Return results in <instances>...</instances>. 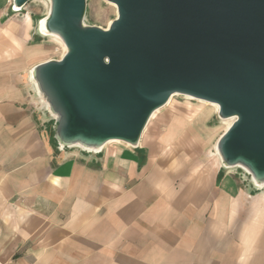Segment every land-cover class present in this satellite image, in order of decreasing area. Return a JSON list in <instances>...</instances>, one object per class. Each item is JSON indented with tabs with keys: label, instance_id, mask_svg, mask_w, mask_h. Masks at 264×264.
I'll use <instances>...</instances> for the list:
<instances>
[{
	"label": "crops",
	"instance_id": "crops-1",
	"mask_svg": "<svg viewBox=\"0 0 264 264\" xmlns=\"http://www.w3.org/2000/svg\"><path fill=\"white\" fill-rule=\"evenodd\" d=\"M9 2L0 0V264H264V201L183 154L196 125L192 135L182 124L147 129L136 147L59 146Z\"/></svg>",
	"mask_w": 264,
	"mask_h": 264
},
{
	"label": "water",
	"instance_id": "water-1",
	"mask_svg": "<svg viewBox=\"0 0 264 264\" xmlns=\"http://www.w3.org/2000/svg\"><path fill=\"white\" fill-rule=\"evenodd\" d=\"M107 1L118 16L102 29L85 25L87 0H50L47 27L67 51L32 79L59 146L136 147L153 113L184 95L234 118L217 144L222 165L264 181V0Z\"/></svg>",
	"mask_w": 264,
	"mask_h": 264
},
{
	"label": "rangeland",
	"instance_id": "rangeland-1",
	"mask_svg": "<svg viewBox=\"0 0 264 264\" xmlns=\"http://www.w3.org/2000/svg\"><path fill=\"white\" fill-rule=\"evenodd\" d=\"M46 1L48 5L45 0H31L20 12L12 11L14 0L9 2V13L17 15V21L11 26V31L21 33L25 30V48L21 54H24L26 76L31 84L35 86L36 84L32 79L34 67L49 60H60L66 53V50L54 39L40 36L38 24L47 16L51 6L50 0ZM30 15L34 17L35 25L34 23H29ZM117 16L118 10L115 4L107 0H87L85 25L108 29ZM41 106L43 108L42 113L49 117L48 105L42 97ZM223 121L219 117L218 111L212 106H202L197 99L188 100L184 95H176L170 105L159 109L157 115L151 118L144 133L147 129L151 131V129L157 127L159 134H161L168 125L174 126L175 124H182L184 131L191 133V127L196 125L199 133H196L195 137L191 133L192 141L187 139L186 142L188 143H186L185 148H180L183 154L187 158L200 157L203 163L210 166L212 172L224 173L234 177L240 188L250 194L252 197L250 201H264V187H257L251 175L243 167L225 168L222 162L221 167H219L217 156L215 155L217 153L216 147L220 138L229 128L226 123L224 125ZM184 131H181L179 135H185ZM52 138L56 141L54 128L52 129ZM194 140H196V143H193ZM169 148L170 152H173L177 149V146L172 143Z\"/></svg>",
	"mask_w": 264,
	"mask_h": 264
},
{
	"label": "bare ground",
	"instance_id": "bare-ground-1",
	"mask_svg": "<svg viewBox=\"0 0 264 264\" xmlns=\"http://www.w3.org/2000/svg\"><path fill=\"white\" fill-rule=\"evenodd\" d=\"M45 2L47 3V5H48V2L45 0ZM13 11L14 12H20V11H22V8H18V7H15L14 5H13ZM50 11H51V8H50V10H49V13L47 14V16L44 18V19H42L41 21H40V23H39V28H40V36L41 37H43V38H52V39H54L56 42H58L63 48H64V50H66L67 51V48H66V46L64 45V43H63V41H62V39L60 38V36L59 35H57V34H55V33H53V32H51L49 29H48V27H47V20H48V18H49V16H50ZM19 14V13H18ZM26 15H28V14H26ZM30 19H29V23H34V25H35V19H34V17L32 16V15H30V17H29ZM33 25V26H34ZM32 75L34 76V70L32 71ZM36 83V82H35ZM36 85H37V83H36ZM176 95H173L170 99H169V101L167 102V104L165 105V106H168V105H170V103L172 102V100H173V98L175 97ZM186 98L188 99V100H194V98H192V97H189V96H186ZM198 102L199 103H201V105L202 106H206V105H210V106H212L216 111H218L219 110V106L217 105V104H214V103H209V102H206V101H203V100H198ZM159 112V110H157L155 113H153V115H152V118L153 117H155L156 115H157V113ZM234 120V118H230V119H224V125H225V123L228 125V127H230L231 126V124H232V121ZM221 124V123H220ZM216 150H217V153L215 154L216 156H217V160H218V165H219V167H221V156H220V154H219V150H218V145H217V147H216ZM248 173H249V171L247 170V169H245ZM254 180V182L255 183H258L261 187H264V181H261V182H258V181H256L255 179H253Z\"/></svg>",
	"mask_w": 264,
	"mask_h": 264
}]
</instances>
